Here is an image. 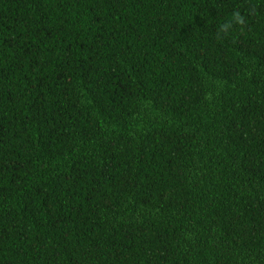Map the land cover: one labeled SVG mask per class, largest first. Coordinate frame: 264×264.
I'll return each instance as SVG.
<instances>
[{"label": "trees", "instance_id": "trees-1", "mask_svg": "<svg viewBox=\"0 0 264 264\" xmlns=\"http://www.w3.org/2000/svg\"><path fill=\"white\" fill-rule=\"evenodd\" d=\"M0 264H264V0H0Z\"/></svg>", "mask_w": 264, "mask_h": 264}, {"label": "clouds", "instance_id": "clouds-1", "mask_svg": "<svg viewBox=\"0 0 264 264\" xmlns=\"http://www.w3.org/2000/svg\"><path fill=\"white\" fill-rule=\"evenodd\" d=\"M234 20L236 23L238 24H243L244 23V18L240 15L239 12L234 13ZM231 27V23H225L224 25H222L220 31L227 33V31L229 30V28Z\"/></svg>", "mask_w": 264, "mask_h": 264}]
</instances>
